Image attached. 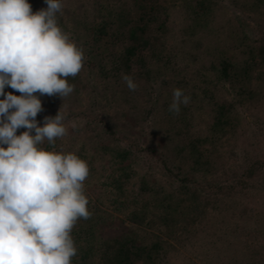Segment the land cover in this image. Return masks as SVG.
<instances>
[{
  "label": "rangeland",
  "instance_id": "rangeland-1",
  "mask_svg": "<svg viewBox=\"0 0 264 264\" xmlns=\"http://www.w3.org/2000/svg\"><path fill=\"white\" fill-rule=\"evenodd\" d=\"M164 1L156 22L165 20L167 27L161 36L164 47L161 56L167 65H162L159 60L162 57L143 50L141 57L144 62L138 64L137 71L131 75L138 87L124 95L123 88L127 86L122 78L115 80L104 74L112 64L104 43L98 41L95 48L88 35L91 30L88 33L74 28V14L90 10L92 1L62 0L66 9L61 12L63 20L71 27L65 32L83 48L85 60L81 72L73 78V93L63 101L55 96L57 110L61 107V111L67 113L64 123L69 129L56 149L77 154L84 147L83 156L94 167H89L90 173L84 182L89 202H93V207L109 210L122 218L124 211L110 205L111 195H118L119 192L110 193L112 190L103 185L111 181L108 175L113 168H120L118 164L112 167L111 162L105 161L107 146L126 151L123 165L127 176L123 199L132 200L135 189L142 182L162 192L174 190L183 178V170L190 172L191 169L187 152L179 153L177 147L181 146L186 131L202 136L212 134L208 132L212 124V97L214 102L226 100L233 103L229 138L223 142L225 154L218 161L221 170L217 175L224 176L227 172L224 169L229 167H235L241 173L251 164L260 162V171L248 180L250 186L260 191L256 193L252 187L243 193L240 189L234 194L230 191L224 198L225 202H218L221 209L216 215H207L205 224L192 227L178 240L174 239L175 235L164 234L161 239L171 244L165 245L168 259L162 262L231 264L228 257L234 251L249 243H257L262 246L263 254L262 260L257 258L254 261L264 264V69L261 70L260 66L250 70L248 54L238 49L242 50V45L255 47L264 36V6L258 10H246L242 7V0H214V4L218 5L214 15L211 12L193 28L185 17L189 12L184 5L186 0ZM46 7L45 1L40 0L38 10ZM215 15V20H212ZM70 30L75 32L72 34ZM125 31L120 25L117 35L119 44L125 39ZM240 33H245L246 38L242 41ZM111 40L116 42L115 38ZM218 55L229 56L235 63L228 77L212 70V62L217 60ZM142 63L144 68H141ZM175 88H181L190 96L189 104L181 105L178 115L168 110ZM113 93L117 96H112ZM50 101L46 96L42 97V104ZM43 109L46 110L45 107ZM73 122L77 125L75 129L71 127ZM187 175L191 179L188 183L191 189H199L212 180L211 173L206 177L200 172ZM253 210L255 214L258 210L261 214L260 221L255 224L257 231L241 218H248ZM218 220L226 224L212 229ZM147 230L159 232L155 227Z\"/></svg>",
  "mask_w": 264,
  "mask_h": 264
},
{
  "label": "trees",
  "instance_id": "trees-1",
  "mask_svg": "<svg viewBox=\"0 0 264 264\" xmlns=\"http://www.w3.org/2000/svg\"><path fill=\"white\" fill-rule=\"evenodd\" d=\"M39 1L28 0L32 5L33 12L38 11ZM91 1L90 5L92 7L90 10L84 9L74 14L73 24L78 31L80 28L84 32L89 33L90 30L92 31L88 35L96 45L95 48L98 41L104 43V49L108 50L112 61L110 70L104 73L106 77L111 76L116 80L122 78L123 74L132 75L133 71H137V65L144 62L141 52L145 49L150 50L152 55L157 54L158 57H162L161 53L164 47H162L161 36H163L167 27L165 26V20L159 23L156 22L163 7L162 0ZM164 2H167V0ZM241 3L243 9L246 10H258L262 8L260 6H264V0H242ZM184 5L189 10L188 15L186 14L185 17L190 21L189 26L193 28H196L197 24L202 22L201 20L211 12L214 15V10L218 7L216 3L214 4V0H186ZM63 10L66 11L65 7H63ZM57 18L59 26L64 31L71 28L63 20L62 13H57ZM215 18L216 15L213 16L212 20H215ZM120 25L126 31L124 32L125 39L119 44L120 39L117 35L119 34L118 28ZM70 31L72 34L75 32V30H73L74 32ZM220 33H222L221 30ZM111 36L116 39V42L111 40ZM242 38H246L245 33L241 34V41ZM114 47H117L116 50L113 49ZM242 48V50L238 48L239 52L244 50L243 53L248 54L247 63L251 68L250 70L260 66L261 70L264 69V36L257 42L255 47L246 48L245 45H242ZM162 58H159L162 65H167V62L164 61L165 58ZM231 59L229 56L218 55L217 60L214 63L212 62V70H218L221 76L228 77L229 72L235 66ZM257 60L259 61L257 62ZM141 65V68H144V64ZM68 79L69 83L73 85V77ZM13 91L10 87L5 88V92ZM128 91L129 89L126 87L123 88L124 95ZM252 93L250 92V94ZM14 94L20 95L19 92H14ZM112 96L116 97L117 95L113 93ZM42 97L44 96L40 97L41 101ZM46 97L51 101L42 104L46 110H43L36 117L41 126L45 116H55L58 112L55 96ZM0 99H3V96H0ZM210 105H212V124L208 132H212V134L207 135L209 134L207 133L206 136L195 135V133L185 130L186 133L180 142L181 146H177L179 147V153L187 152L186 156L191 162V173L182 169L183 178H180L179 187L176 186L174 190H163L162 192L159 189L149 187L146 182H142V185L135 189L132 200L123 199L122 197L125 195L123 186L127 176L126 167L123 165L126 151L107 146L105 161L107 163L111 162L112 167L118 164L120 168H113L111 175L107 176L111 181L104 182L103 185L107 190H112L110 193L119 192L118 195H111L110 200L112 203L110 205L116 206L118 211H124L123 217L116 216L109 210L106 211L98 206L93 207L94 205H91L93 202H89L88 208L92 213L91 217L88 220H79L72 231L78 249L77 256L73 258V264H163L162 261L168 259V252L164 247L166 244L167 246L171 244V242L168 243L161 239L164 234L170 233L171 237L175 235L174 239L178 240L187 231L190 232V230L205 224L207 215L211 213L212 217L216 215L217 210L221 209L218 207L220 205L218 202H225L224 198L230 191L234 194L240 189V192L243 193L244 190L250 187L254 188L256 193L260 191L259 188L248 184V180L260 171V162L251 164L249 168L241 173L235 167H229L230 170L224 169V172L227 171L224 176L223 174L217 175L221 170L218 161L225 154L222 150L223 142L224 139L228 140L229 138L227 134L229 133L233 103L226 100H215L214 102V97H212ZM25 130L24 128L18 129L17 134L19 135ZM59 141L56 142V148ZM81 150L77 154L86 160L83 156L84 147ZM88 165L90 169L94 168L91 166V162H88ZM195 172H200L203 176L211 173L212 180L207 181L208 184L201 185L199 189H191L188 186L191 179L186 176H188L187 174L194 175ZM126 203L129 204L128 207ZM254 214L253 210L252 215H249L248 218L245 216L241 218L253 227L252 230L257 231L255 224L260 221L261 214L259 210ZM223 224L226 223L218 220V224L212 225V229ZM150 227H155L159 232L155 233L147 230ZM261 247L257 243H249L245 247L234 251V255L229 256L228 260L232 262L231 264H263V262L254 261L257 258L258 261L262 260Z\"/></svg>",
  "mask_w": 264,
  "mask_h": 264
},
{
  "label": "clouds",
  "instance_id": "clouds-1",
  "mask_svg": "<svg viewBox=\"0 0 264 264\" xmlns=\"http://www.w3.org/2000/svg\"><path fill=\"white\" fill-rule=\"evenodd\" d=\"M45 3L33 12L28 0H0V264H73L78 249L72 231L92 215L84 188L87 161L55 147L68 135L67 113L60 107L42 126L36 119L44 110L41 96L63 101L73 93L68 78L85 60L83 48L58 24L62 0ZM122 80L137 89L131 75ZM189 102L175 88L168 110L178 115Z\"/></svg>",
  "mask_w": 264,
  "mask_h": 264
}]
</instances>
